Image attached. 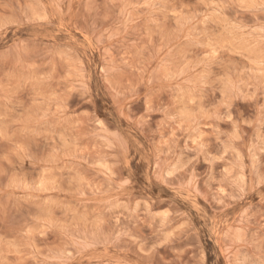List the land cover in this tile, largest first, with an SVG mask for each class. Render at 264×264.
<instances>
[{
  "label": "rangeland",
  "instance_id": "obj_1",
  "mask_svg": "<svg viewBox=\"0 0 264 264\" xmlns=\"http://www.w3.org/2000/svg\"><path fill=\"white\" fill-rule=\"evenodd\" d=\"M0 264H264V0H0Z\"/></svg>",
  "mask_w": 264,
  "mask_h": 264
}]
</instances>
